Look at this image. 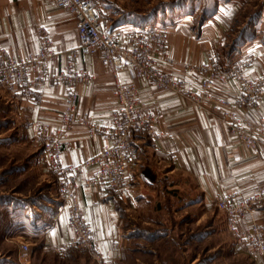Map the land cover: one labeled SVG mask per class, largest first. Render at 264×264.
Wrapping results in <instances>:
<instances>
[{
  "label": "crops",
  "instance_id": "crops-1",
  "mask_svg": "<svg viewBox=\"0 0 264 264\" xmlns=\"http://www.w3.org/2000/svg\"><path fill=\"white\" fill-rule=\"evenodd\" d=\"M94 1L107 27L120 38L133 28L166 29L167 50L173 64L168 67L161 64L160 69L172 77L182 78L185 89L193 90L197 79L186 73L187 65H201L207 61L210 51L217 52L225 40L230 13L242 9L247 0L216 1L213 12L208 18L203 12L207 20L197 27L190 14L161 23L153 14L154 10L143 12L134 7L137 0ZM39 26L46 29L54 51L46 64L41 93L31 94L26 87L19 95L0 86V97L12 100L13 111L21 118L24 136L28 139H35L41 126L48 127L47 132L52 136L58 131L66 106L67 83L55 78V74L68 65L70 51L78 46L77 29L71 13L51 1L0 0V47L21 56L37 51ZM249 37L248 33L241 36L245 40ZM230 65L237 66L250 77L264 79V42L255 34L240 46V50L231 53ZM74 68L93 75L88 82L75 86L79 111L87 112L96 123L108 127L115 107L116 80L110 69L101 63L99 50L94 53L79 51ZM117 76L118 81L133 85L147 109L162 110L165 114L155 124L157 136L138 139L139 152H136L129 180L119 195L98 186L78 191L85 221L91 230L94 256L101 264H117L121 260L127 246L122 211L139 206L154 186L151 182L158 179L167 166L193 182L192 204L203 211L217 209L214 199L220 193L246 195L264 186V143L256 151L246 149L221 120L220 111L212 109L208 102L204 103V108H198L185 95L165 91L144 79L132 78L127 70L120 71ZM212 93L217 97L225 96L231 104L237 105L245 122H254L258 116H264V97L256 109L237 103L241 86L235 78L229 79L225 87H215ZM108 141L104 131L91 134L86 127L75 123L60 138L59 162L62 165L81 164L97 154ZM91 171L92 167L86 170ZM50 218L49 224L41 226L35 234L42 243V252L53 254L69 240L71 227L64 210L56 209ZM250 219L264 226V203L256 206L248 218L240 220L239 228L245 229ZM25 228L18 232L26 234ZM16 240L25 243L23 236H16ZM69 252L71 250L62 255L67 256ZM243 253L252 264H264V255Z\"/></svg>",
  "mask_w": 264,
  "mask_h": 264
},
{
  "label": "built area",
  "instance_id": "built-area-1",
  "mask_svg": "<svg viewBox=\"0 0 264 264\" xmlns=\"http://www.w3.org/2000/svg\"><path fill=\"white\" fill-rule=\"evenodd\" d=\"M57 7L68 10L77 29L78 46L70 51V62L60 69L55 78L67 83L66 106L61 113V121L55 135L41 126L36 132L37 141L44 140V159L56 181V194L62 200L58 211H65L71 227L69 240L56 249L67 247L86 248L94 253L91 230L85 221L79 190L90 187L109 188L119 195L129 180L136 158L138 139L157 136L155 124L164 116V111L153 112L146 108L132 84L118 81V73L127 70L132 78L144 79L165 91L177 92L188 97L192 105L204 108L208 102L212 109L220 111L221 120L227 125L237 141L250 151H256L264 143V116L254 122H245L225 96L212 93L215 87L227 86V81L235 78L241 93L237 103L250 109L258 107L264 97L263 77L253 78L231 65L221 70L217 65L216 52L210 51L205 63L188 64L186 73L197 82L195 89H185L182 78H175L160 69L161 64L171 66L173 58L167 50L166 29L145 30L133 28L121 38L110 30L94 0H48ZM39 46L37 51L25 56L13 50L0 47V86L6 90L21 93L27 87L31 94H40L46 77V64L54 51L46 29L37 28ZM99 50L101 63L113 74L115 85V107L108 127L96 123L87 112L78 109V94L75 86L86 83L93 75L84 70H76L74 61L79 51L94 53ZM86 127L91 134L104 131L109 139L99 152L78 165H62L59 157L62 151L60 138L73 124ZM92 167L90 173L86 172ZM264 203V186L246 195L220 193L214 199L217 210L222 214L227 233L240 250L251 255H264V226L253 219L245 229L239 222L248 218L254 208ZM30 246L22 244V251L28 254ZM92 249V250H91Z\"/></svg>",
  "mask_w": 264,
  "mask_h": 264
},
{
  "label": "rangeland",
  "instance_id": "rangeland-1",
  "mask_svg": "<svg viewBox=\"0 0 264 264\" xmlns=\"http://www.w3.org/2000/svg\"><path fill=\"white\" fill-rule=\"evenodd\" d=\"M137 1L134 7L143 12L154 10L161 23L190 14L197 27L218 0ZM243 33L250 37L241 38ZM255 34L264 42V0H247L242 9L230 13L225 40L216 52L218 67L227 70L231 53ZM12 106L11 99L0 97V264H101L84 247L42 252L35 233L49 224L62 200L44 159L45 141L25 138L24 124ZM151 184L139 206L122 211L127 246L117 264H252L227 233L222 214L192 204V181L167 166ZM21 228L26 234L18 232ZM19 235L31 248L26 255L23 240H16ZM69 250L67 256L62 255Z\"/></svg>",
  "mask_w": 264,
  "mask_h": 264
},
{
  "label": "trees",
  "instance_id": "trees-1",
  "mask_svg": "<svg viewBox=\"0 0 264 264\" xmlns=\"http://www.w3.org/2000/svg\"><path fill=\"white\" fill-rule=\"evenodd\" d=\"M249 32V31H248Z\"/></svg>",
  "mask_w": 264,
  "mask_h": 264
}]
</instances>
